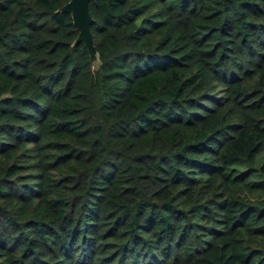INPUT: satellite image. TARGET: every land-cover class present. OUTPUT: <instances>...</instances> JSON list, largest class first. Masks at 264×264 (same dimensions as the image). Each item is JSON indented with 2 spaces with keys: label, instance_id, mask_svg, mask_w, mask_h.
<instances>
[{
  "label": "trees",
  "instance_id": "16d2710c",
  "mask_svg": "<svg viewBox=\"0 0 264 264\" xmlns=\"http://www.w3.org/2000/svg\"><path fill=\"white\" fill-rule=\"evenodd\" d=\"M0 0V264H264V0Z\"/></svg>",
  "mask_w": 264,
  "mask_h": 264
},
{
  "label": "water",
  "instance_id": "95a60500",
  "mask_svg": "<svg viewBox=\"0 0 264 264\" xmlns=\"http://www.w3.org/2000/svg\"><path fill=\"white\" fill-rule=\"evenodd\" d=\"M90 1L91 0H70L63 6L62 10L72 13L74 23L80 31L79 40H83L87 44L93 59V54L95 52L97 53V49L93 42V33L91 30L93 17L90 13Z\"/></svg>",
  "mask_w": 264,
  "mask_h": 264
},
{
  "label": "rangeland",
  "instance_id": "374dc122",
  "mask_svg": "<svg viewBox=\"0 0 264 264\" xmlns=\"http://www.w3.org/2000/svg\"><path fill=\"white\" fill-rule=\"evenodd\" d=\"M93 42L95 44V40H94V36H93ZM93 68L96 70L98 68V64H99V58H98V54L95 52L93 54Z\"/></svg>",
  "mask_w": 264,
  "mask_h": 264
}]
</instances>
